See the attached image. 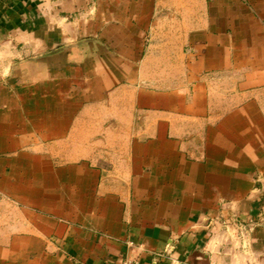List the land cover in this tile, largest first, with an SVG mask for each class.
Returning a JSON list of instances; mask_svg holds the SVG:
<instances>
[{
  "label": "crops",
  "instance_id": "0c3cea01",
  "mask_svg": "<svg viewBox=\"0 0 264 264\" xmlns=\"http://www.w3.org/2000/svg\"><path fill=\"white\" fill-rule=\"evenodd\" d=\"M264 264V0H0V264Z\"/></svg>",
  "mask_w": 264,
  "mask_h": 264
},
{
  "label": "built area",
  "instance_id": "2783aa9c",
  "mask_svg": "<svg viewBox=\"0 0 264 264\" xmlns=\"http://www.w3.org/2000/svg\"><path fill=\"white\" fill-rule=\"evenodd\" d=\"M117 264H140L138 260L132 258H123Z\"/></svg>",
  "mask_w": 264,
  "mask_h": 264
}]
</instances>
